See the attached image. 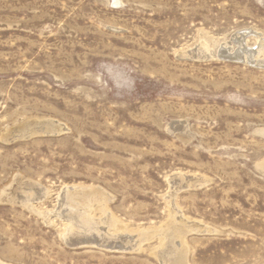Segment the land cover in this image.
Returning a JSON list of instances; mask_svg holds the SVG:
<instances>
[{
	"label": "rangeland",
	"instance_id": "374dc122",
	"mask_svg": "<svg viewBox=\"0 0 264 264\" xmlns=\"http://www.w3.org/2000/svg\"><path fill=\"white\" fill-rule=\"evenodd\" d=\"M236 32L264 0H0V264H264V65L195 50Z\"/></svg>",
	"mask_w": 264,
	"mask_h": 264
},
{
	"label": "bare ground",
	"instance_id": "6f19581e",
	"mask_svg": "<svg viewBox=\"0 0 264 264\" xmlns=\"http://www.w3.org/2000/svg\"><path fill=\"white\" fill-rule=\"evenodd\" d=\"M256 35L259 38V40L253 46L252 45L249 46L246 44L247 32H236L232 36V39L230 41L226 42L224 40L225 42L221 43L220 46L217 47V50L214 54H212V50L209 49L210 47L208 46V44L205 43L206 39H205V41L203 40V42H201L198 46L196 45L197 48H195V50L198 53L203 54V55H209V56L215 55L216 57H221V58H225V57L227 58L228 57L231 59H236V60L240 59V60L245 61V62L255 63V65H256V63L264 65V37L260 36V33H256ZM56 127H57V125H56ZM68 187H70V186H68ZM67 189H68L67 187H64L58 193V195H57L58 206L63 205L62 203L65 202V199H68L69 194H67V191H68ZM125 233H126V231H125ZM111 248H112V246H111Z\"/></svg>",
	"mask_w": 264,
	"mask_h": 264
}]
</instances>
